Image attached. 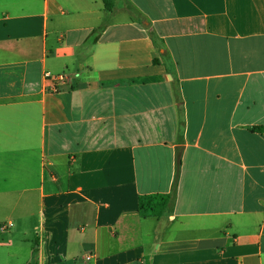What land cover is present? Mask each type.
Instances as JSON below:
<instances>
[{"label": "crops", "instance_id": "crops-1", "mask_svg": "<svg viewBox=\"0 0 264 264\" xmlns=\"http://www.w3.org/2000/svg\"><path fill=\"white\" fill-rule=\"evenodd\" d=\"M177 175L172 209L141 216ZM16 261L264 264V0H0Z\"/></svg>", "mask_w": 264, "mask_h": 264}, {"label": "trees", "instance_id": "trees-1", "mask_svg": "<svg viewBox=\"0 0 264 264\" xmlns=\"http://www.w3.org/2000/svg\"><path fill=\"white\" fill-rule=\"evenodd\" d=\"M130 11L134 13V10L132 8H130ZM255 129H262V127H255ZM180 162H181V154L179 151L178 163L180 164ZM177 183H178V175L175 179L172 192L140 195L138 198L139 214L143 217H148V216L160 217L167 211H170L175 203Z\"/></svg>", "mask_w": 264, "mask_h": 264}, {"label": "built area", "instance_id": "built-area-1", "mask_svg": "<svg viewBox=\"0 0 264 264\" xmlns=\"http://www.w3.org/2000/svg\"><path fill=\"white\" fill-rule=\"evenodd\" d=\"M44 75H45V78L49 80L50 89L52 91H57L59 88V85L66 80V77L64 74H52L51 72L47 71L45 72ZM93 257H94L93 253L86 255L87 259H91Z\"/></svg>", "mask_w": 264, "mask_h": 264}, {"label": "rangeland", "instance_id": "rangeland-1", "mask_svg": "<svg viewBox=\"0 0 264 264\" xmlns=\"http://www.w3.org/2000/svg\"><path fill=\"white\" fill-rule=\"evenodd\" d=\"M105 3H107L108 4V0H105ZM34 205H36V203L34 204ZM35 209V211H36V208H34ZM16 264H23L21 261H16Z\"/></svg>", "mask_w": 264, "mask_h": 264}]
</instances>
